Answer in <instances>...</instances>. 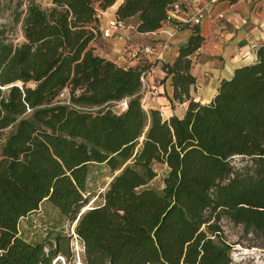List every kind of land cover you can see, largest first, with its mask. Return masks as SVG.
Wrapping results in <instances>:
<instances>
[{"label": "trees", "instance_id": "1", "mask_svg": "<svg viewBox=\"0 0 264 264\" xmlns=\"http://www.w3.org/2000/svg\"><path fill=\"white\" fill-rule=\"evenodd\" d=\"M24 1L12 20L21 43L0 27V264H232L224 218L264 248V44L201 104L190 96L204 42L194 27L162 65L170 102L187 109L164 119L141 104L153 63L123 67L96 53L97 10L118 0H51L49 9L33 0L18 6ZM179 1L121 0L114 17L137 18L135 31L152 33ZM123 99L126 109L115 113ZM236 156L252 166L236 170ZM153 163L168 169L161 190L149 188ZM92 165L114 176L90 207ZM43 204L74 225L78 256L64 230L36 243L21 236L20 221Z\"/></svg>", "mask_w": 264, "mask_h": 264}, {"label": "crops", "instance_id": "2", "mask_svg": "<svg viewBox=\"0 0 264 264\" xmlns=\"http://www.w3.org/2000/svg\"><path fill=\"white\" fill-rule=\"evenodd\" d=\"M121 4L118 0L113 6L103 11L99 20L100 28L115 16ZM178 22L188 18L198 10L206 8L204 17L198 26L204 42L196 53L191 69L195 83L190 88V96L195 102L209 103L215 96L219 83L229 79L235 69L248 66L256 61L252 45L264 44V34L259 31V23L264 20V0H180ZM222 18H219V16ZM132 24H128L127 22ZM119 29L109 38H101L108 46L106 49L94 44L96 53L118 66H135L147 61L137 54L136 49L143 45L157 46L166 39V24L152 33L139 34L135 31L137 18L122 23ZM194 26L183 24L180 31L168 42V48L162 60L154 62L146 76L148 92L143 103L149 110H158L164 119L170 116L182 118L187 109V102H170L173 97L171 78L162 70L163 64H172L181 48L185 47L193 33ZM105 45V46H106Z\"/></svg>", "mask_w": 264, "mask_h": 264}, {"label": "rangeland", "instance_id": "3", "mask_svg": "<svg viewBox=\"0 0 264 264\" xmlns=\"http://www.w3.org/2000/svg\"><path fill=\"white\" fill-rule=\"evenodd\" d=\"M17 1L0 0V27L6 32L8 38L14 44L21 43V35L19 26L12 24L13 15L16 12L24 10L26 3L24 1L21 6H18ZM33 1L42 9L52 7L51 0ZM127 23L130 25L132 21ZM96 44L104 49L108 47L102 39ZM145 105L142 104V108L145 111H149ZM112 110L115 113L122 112L121 108L117 105L112 106ZM231 164L237 170L245 166L251 167L252 161L246 157L236 156L231 160ZM152 169L156 177L149 184V188L161 190L164 186V179L167 176L168 169L165 165L157 163L152 164ZM113 176L114 174L105 165H92L90 167L87 192L90 194L91 200L88 206L92 207L100 202V199H97V197L100 193H103ZM219 226L224 240L231 247L230 258L232 264H264V248L259 246V240L255 236L245 234L241 226L234 225L225 218L220 221ZM73 228L74 225H69V223L63 221L58 212L48 204H43L37 212L21 220L19 225L21 236L31 243H36L47 237V234L49 235L53 231L60 229L64 230L65 233L73 235ZM71 247L76 256L81 253V245L74 235L71 241Z\"/></svg>", "mask_w": 264, "mask_h": 264}, {"label": "built area", "instance_id": "4", "mask_svg": "<svg viewBox=\"0 0 264 264\" xmlns=\"http://www.w3.org/2000/svg\"><path fill=\"white\" fill-rule=\"evenodd\" d=\"M216 1L217 0H211V3H214ZM178 11H179V6L176 3L173 5L171 10L167 14L166 22L164 25H166V24L167 25L172 24V25L170 26V29H165L163 31L164 34L166 35V39L164 41L160 42L156 47L152 46V45H143V46L138 47L136 49L137 54L141 55L143 58H145L150 63H154V62H158V61L162 60L164 53L168 48V42L174 37V35L178 31L181 30L183 24L187 23V24L192 25L194 27L198 26L204 17V12L206 11V8H202V9L198 10L197 12H195L194 14L189 16L188 18H183V19L179 20L178 22L171 23L173 20H176L178 18L177 17ZM103 14H104L103 11L97 10V18L99 20ZM219 18H222V16L220 15ZM121 28H123V24L117 22L115 20V17H113L112 19H110L107 22V26L105 28H103V29L100 28L101 35H102L101 38L112 37L113 34ZM258 28H259V31L262 34H264V20H262L259 23ZM256 47H257L256 45H252V51L253 52H255ZM126 66L127 65H125L124 67H126ZM148 73L141 78L140 95L142 96V99H141L142 104H144L143 103L144 97H145L146 93L148 92V82L146 80V76L148 75ZM64 96L65 95L63 93L60 94V98H63ZM127 101H128V99H123V100H121L119 102H115L113 104L119 106L121 108V110L123 111L127 107ZM30 112L31 111L29 109H27L26 114H28ZM9 130H10V128H7L5 130V133H7ZM4 142H5V136H3L0 139V150H1V147H2Z\"/></svg>", "mask_w": 264, "mask_h": 264}]
</instances>
